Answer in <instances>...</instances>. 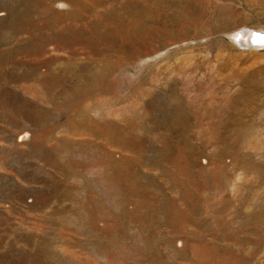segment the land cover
Masks as SVG:
<instances>
[{"label":"rangeland","instance_id":"374dc122","mask_svg":"<svg viewBox=\"0 0 264 264\" xmlns=\"http://www.w3.org/2000/svg\"><path fill=\"white\" fill-rule=\"evenodd\" d=\"M45 1L0 0V264H264V0Z\"/></svg>","mask_w":264,"mask_h":264},{"label":"bare ground","instance_id":"6f19581e","mask_svg":"<svg viewBox=\"0 0 264 264\" xmlns=\"http://www.w3.org/2000/svg\"><path fill=\"white\" fill-rule=\"evenodd\" d=\"M23 1V0H22ZM38 1V0H37ZM45 1V0H44ZM45 2H47V1H45ZM76 2V1H75ZM38 4H39V2H37ZM77 3H79L78 1H77ZM76 3V5H78ZM81 3V2H80ZM134 3V2H133ZM29 4V3H28ZM33 4V3H32ZM35 4V3H34ZM85 4V3H84ZM137 4V3H136ZM1 5V4H0ZM39 5H41V3L39 4ZM46 5V3L44 4V6ZM134 5V4H133ZM42 6V5H41ZM43 6V7H44ZM59 6V5H58ZM137 6V5H136ZM48 7V5L46 6V8ZM133 7H135V6H133ZM34 8V7H33ZM45 8V7H44ZM44 8H43V10H44ZM49 8V7H48ZM39 9V8H38ZM40 9H41V7H40ZM77 9H79L80 10V12H83L84 13V11L86 10V6L85 5H82L81 4V7H77ZM49 10V9H48ZM134 10V9H133ZM40 11V10H39ZM45 11H47V10H45ZM77 11V10H76ZM30 13V12H29ZM41 13H42V11H41ZM46 14H48L47 12H45ZM44 13V14H45ZM132 13V11H130V14ZM2 14V13H1ZM44 14H43V16H44ZM50 14V13H49ZM49 14H48V16H49ZM54 14V13H53ZM78 14V18L80 19V15H79V13H77ZM33 15V14H32ZM36 15V14H35ZM132 15H134V14H132ZM16 16V15H15ZM37 16H39V15H37ZM47 16V17H48ZM57 16H59L60 17V15L58 14ZM64 16V15H63ZM68 17L70 16L71 18L72 17H74L75 16V13L73 12V10H71L69 13H68V15H67ZM106 16L108 17V16H112V12H106ZM42 17V16H41ZM46 17V18H47ZM55 17H56V15H55ZM69 17V18H70ZM53 18V17H52ZM76 18H77V16H76ZM105 18V17H104ZM118 18V17H117ZM40 19V18H39ZM38 19V20H39ZM50 19V18H49ZM61 19V18H60ZM68 19V18H67ZM82 19V18H81ZM19 20V19H18ZM32 19H30V21H31ZM51 20V19H50ZM50 20L48 21V22H50ZM62 20V19H61ZM64 20V19H63ZM104 20V19H103ZM28 21V20H27ZM45 21V20H44ZM70 21V20H69ZM73 21H75V20H73ZM80 21V20H79ZM78 19H77V24H78ZM24 22V21H23ZM38 22V21H37ZM53 22V21H52ZM58 22V21H57ZM82 22V21H81ZM41 23H42V21H41ZM44 23V22H43ZM59 23V22H58ZM62 23V22H61ZM67 23H68V20H67ZM83 23V22H82ZM29 24V23H28ZM38 24V23H37ZM54 24V23H53ZM56 24V23H55ZM65 24V23H64ZM71 24V23H70ZM77 24H75V25H77ZM84 24V23H83ZM62 26H64L63 24H61ZM73 25V24H72ZM71 25V26H72ZM37 26V25H36ZM39 26V25H38ZM52 26V24L50 25V27ZM56 26V25H55ZM34 27V26H33ZM53 27V26H52ZM74 27V26H73ZM79 27V26H78ZM44 28V27H43ZM61 28V27H60ZM59 28V29H60ZM39 29V28H38ZM40 29H41V27H40ZM46 29V28H45ZM51 29V28H50ZM57 29V28H56ZM75 29V28H74ZM243 29V28H242ZM42 30V29H41ZM72 30V29H71ZM78 30V29H77ZM81 30V29H80ZM40 31V30H39ZM66 31V30H65ZM34 32V31H33ZM42 32V31H41ZM62 32V31H61ZM68 32V31H67ZM256 31H254V33L252 32V31H248V30H241V29H239V30H237L235 33H232V35L234 36V38H236L235 40H237V42H239V44L240 45H243V46H250V44L251 45H253V47H256V46H264V34H261V33H255ZM258 32V31H257ZM261 32H264L263 30H261ZM48 33V32H47ZM108 33V32H107ZM49 34V33H48ZM38 35V34H37ZM53 35V34H52ZM36 36V35H35ZM40 36V35H39ZM70 36V35H69ZM72 36V35H71ZM38 37V36H37ZM52 37V36H51ZM39 38V37H38ZM37 38V39H38ZM53 39V38H52ZM78 39V38H77ZM45 40H46V38H45ZM50 40V39H49ZM76 40V39H75ZM38 41V40H37ZM64 41V40H63ZM68 41V40H67ZM1 42V41H0ZM36 42V41H35ZM40 42V41H39ZM38 42V43H39ZM52 42V41H51ZM37 43V44H38ZM41 43V42H40ZM55 43V42H54ZM57 43V42H56ZM67 43V42H66ZM73 43V42H72ZM77 43V42H76ZM84 43V42H83ZM43 44H45V42L43 43ZM68 44V43H67ZM62 45V44H61ZM56 46H57V44H56ZM61 47V46H60ZM252 48V47H251ZM32 49V48H31ZM38 49V48H37ZM26 50V49H25ZM35 50V49H34ZM6 51V50H5ZM21 52V51H20ZM35 52V51H34ZM36 53V52H35ZM9 55V54H8ZM6 62V61H5ZM2 64V63H1ZM7 67V66H6ZM27 70V69H26ZM61 75V74H60ZM96 77V76H95ZM43 83V82H42ZM23 138H26L27 137V135L26 134H24L23 136H22Z\"/></svg>","mask_w":264,"mask_h":264},{"label":"clouds","instance_id":"9594fccd","mask_svg":"<svg viewBox=\"0 0 264 264\" xmlns=\"http://www.w3.org/2000/svg\"><path fill=\"white\" fill-rule=\"evenodd\" d=\"M61 5H63V6H61ZM61 5H60V7H61L62 9L67 7L66 4H61Z\"/></svg>","mask_w":264,"mask_h":264},{"label":"water","instance_id":"95a60500","mask_svg":"<svg viewBox=\"0 0 264 264\" xmlns=\"http://www.w3.org/2000/svg\"><path fill=\"white\" fill-rule=\"evenodd\" d=\"M253 33H254V32H253ZM255 33H261V34H264V32H259V31H258V32H255Z\"/></svg>","mask_w":264,"mask_h":264},{"label":"snow or ice","instance_id":"6c2138e0","mask_svg":"<svg viewBox=\"0 0 264 264\" xmlns=\"http://www.w3.org/2000/svg\"><path fill=\"white\" fill-rule=\"evenodd\" d=\"M61 6H63V5H61Z\"/></svg>","mask_w":264,"mask_h":264}]
</instances>
